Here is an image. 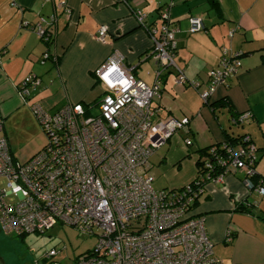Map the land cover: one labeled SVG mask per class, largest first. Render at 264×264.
<instances>
[{
	"label": "built area",
	"instance_id": "2783aa9c",
	"mask_svg": "<svg viewBox=\"0 0 264 264\" xmlns=\"http://www.w3.org/2000/svg\"><path fill=\"white\" fill-rule=\"evenodd\" d=\"M57 3L68 12L65 0ZM152 42V58L157 65L153 86L135 78L120 56L112 57L95 70L104 86L98 111L68 104L51 112L42 102L31 110L47 137L46 146L26 163L18 162L1 136L0 179L6 181L9 194L18 201L8 204V192L0 188V231L6 236L44 234L56 225L75 227L80 233L96 236L95 250L78 258L76 264H223L214 257L213 244L205 229L204 217H193L196 201L208 184H222L226 174L243 171V183L250 194L264 196V179L255 184V165L259 150L248 139L239 145L223 144L199 156L194 181L178 189H154L149 173L150 159L180 131H188L189 119L162 118L153 106L167 71H173L175 83L192 88L203 103L218 85H227L240 66L239 54H224L218 67L208 72L207 82L190 81L177 66L176 33L170 24V7L159 11V24L148 26L146 17L133 12ZM50 18L49 27L55 24ZM191 34L204 29L201 18L189 19ZM37 35L50 46L53 34L40 23ZM108 28L102 25L98 40L106 43ZM51 56L46 52L44 64ZM41 86V79L30 76L20 87L24 100H30ZM249 114L235 120L244 123ZM187 147L192 145L185 140ZM256 207V200L241 203ZM232 240L228 232V239ZM57 252L45 258L50 264Z\"/></svg>",
	"mask_w": 264,
	"mask_h": 264
},
{
	"label": "crops",
	"instance_id": "0c3cea01",
	"mask_svg": "<svg viewBox=\"0 0 264 264\" xmlns=\"http://www.w3.org/2000/svg\"><path fill=\"white\" fill-rule=\"evenodd\" d=\"M65 2L68 12L55 1L0 0V115L5 133L1 136L14 158L5 121L27 112L36 122L30 105L37 101L51 112L78 103L98 111L105 88L94 72L112 57H122L135 78L153 86L157 65L150 58L152 42L133 12L139 11L148 26H155L159 11L170 7V24L178 29L175 61L190 81L205 84L224 50L239 54L240 66L227 85L215 88L207 103L194 89L177 86L173 71L165 73L154 108L162 118L190 122L187 132H178L151 157L154 184L160 182L164 190L192 183L200 151L240 137L260 149L255 170L264 179V0H215V6L208 0ZM53 15L57 19L49 27ZM191 17L203 20L202 31L189 32ZM40 23L53 34L50 46L35 31ZM102 25L108 28L106 43L97 37ZM46 52L51 58L42 64ZM30 76L40 78L41 86L28 102L20 87ZM246 113L247 121L235 122ZM186 139L192 142L190 147ZM244 177L238 170L226 174L222 184H208L192 211V216L204 217L214 257L223 264H264V196L250 194ZM246 200L258 205L249 213L237 211L236 206Z\"/></svg>",
	"mask_w": 264,
	"mask_h": 264
},
{
	"label": "rangeland",
	"instance_id": "374dc122",
	"mask_svg": "<svg viewBox=\"0 0 264 264\" xmlns=\"http://www.w3.org/2000/svg\"><path fill=\"white\" fill-rule=\"evenodd\" d=\"M31 101L32 99L28 102ZM96 112L94 110L92 114ZM5 122L6 133L18 162H28L46 146L45 133L37 121L29 118L27 112L18 113ZM160 184L155 183L154 189L161 190ZM0 188L8 192L5 198L8 204L18 201L17 196L9 194L4 179H0ZM96 245V236L85 235L75 227L62 224L56 225L44 234L25 235L23 239L6 236L0 231V256L7 264H50V260L44 258L52 250L57 252L54 260L59 264H76L78 258L88 255L89 251H94Z\"/></svg>",
	"mask_w": 264,
	"mask_h": 264
},
{
	"label": "trees",
	"instance_id": "16d2710c",
	"mask_svg": "<svg viewBox=\"0 0 264 264\" xmlns=\"http://www.w3.org/2000/svg\"><path fill=\"white\" fill-rule=\"evenodd\" d=\"M210 3H211V5L212 6H215L216 5V2H215V0H208ZM43 41V40H42ZM44 42V41H43ZM44 43H46V42H44ZM47 44V43H46ZM47 46H48V44H47ZM224 103H222L223 105H226V106H228V102H227V100H224L223 101ZM241 139H243V137H240V138H238V139H230L229 141H227L225 144H230V145H232V144H234V145H239L240 144V141H241ZM213 147H217V148H219L220 147V145H216V146H212V147H208V148H206V149H204V150H202V151H200L201 152V154H200V156L202 155V156H204V155H207L208 154V150L209 149H211V148H213ZM259 150V152H260V149H258ZM261 152L262 153H264V148H262L261 149ZM199 163H200V160H198L197 161V167H198V165H199ZM252 180H253V182L255 183V184H257L258 182H260V180H262L261 179V177H260V175H258L257 173L254 175V177L252 178ZM202 196V195H201ZM200 196V197H201ZM198 201V200H197ZM197 201H196V203H197ZM196 203H195V205H196ZM237 207V211H239V212H250V209L251 208H246V207H244V206H242L241 204H239V205H237L236 206ZM192 216V215H191ZM193 217H195V216H193ZM14 237H17V238H21V239H23V237L24 236H14ZM92 251H89L88 253H91ZM87 255V254H86ZM83 256H85V255H83ZM78 260V259H77Z\"/></svg>",
	"mask_w": 264,
	"mask_h": 264
},
{
	"label": "flooded vegetation",
	"instance_id": "af4514ba",
	"mask_svg": "<svg viewBox=\"0 0 264 264\" xmlns=\"http://www.w3.org/2000/svg\"><path fill=\"white\" fill-rule=\"evenodd\" d=\"M0 264H7L5 263L4 259L0 256Z\"/></svg>",
	"mask_w": 264,
	"mask_h": 264
}]
</instances>
